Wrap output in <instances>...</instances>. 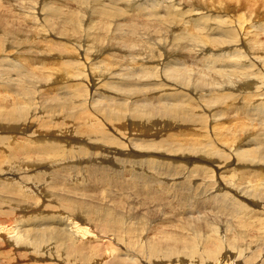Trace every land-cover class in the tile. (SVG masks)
<instances>
[{
	"label": "rangeland",
	"instance_id": "obj_1",
	"mask_svg": "<svg viewBox=\"0 0 264 264\" xmlns=\"http://www.w3.org/2000/svg\"><path fill=\"white\" fill-rule=\"evenodd\" d=\"M6 1L7 2L5 3V0H0V5L2 4L5 6L3 8H1V6H0V12H2L1 14L2 15L4 14L5 16H8V17L11 16L10 18H12L13 20H15L14 18L16 17L17 18L16 20L20 21L21 26H23L24 24H27V25H24V28L23 27H20V28L26 30V29H28L26 26H28L29 24H31L30 26H32V25L36 26L38 29H39V27L43 28L44 26L49 29V26H50L49 30H44V32L42 33V35H46L48 33L47 41L45 40V37L43 39L42 36L40 35L37 39H35L33 37L32 40L30 39L27 42V44H29V45L32 44V49L26 48V49H23V52L28 55L31 63L29 65L25 66L23 68V70H21V69L17 70V68H15V69L10 68V67H8V65L6 68V65L0 64L1 65L0 66V70H1L0 73H2L0 75V81H2L4 84H8L9 86L10 85L20 86V87L23 86L22 87L23 89L20 88V89H22V90H20V93L23 92V95L21 93V94H19L20 96H16L18 102L22 106H25V105L30 106L31 105L30 108H34V111L37 108V111H36L37 115L34 113V115H36V117L31 116V120H30V117L29 118H23L22 120H20L22 122H26L28 120V121H30V123H32L34 125V127H32L29 130L23 129L21 131H24V132L29 131L28 133H31L33 131V129H38L40 132L36 133L37 135L36 136L34 135L33 136L34 138H37V136L39 137V135L43 137V135L45 134L44 131L49 132V133L52 132L53 134H51V135L53 136V138L59 136L58 137L59 139L61 137L66 138L67 134H70V133L77 134L76 139L72 137L73 139H65V141L62 140V142L63 143L65 142L66 145L63 143L57 144V146L55 148L51 149L50 151H48L46 153V156L42 155V153L40 152L39 149H35V151L29 152V155L27 154L28 152L27 153L24 152L25 153L24 154L23 151H21L22 153L20 152L21 154L19 156L13 158V156L9 152V150L5 146L0 145L1 146L0 147V154H1L0 158L2 159V161L4 159H6L7 156L10 155L9 157H7V158H9L8 159L9 161L7 159L4 160V163L2 161H0V162H2V163H0V167H1L0 169L1 170L7 168L8 171H11V168L15 169V164L17 166H19L20 164H22L24 162L25 163L34 162V161L37 162L32 166V169L34 170L33 174H26L25 171L23 172V174H25V176H24V190H25L26 196L27 197L32 196V193H34V191L32 189V185L35 181H39L44 185L45 191L46 192L49 191V193L53 192L52 182H53L54 187L63 188L65 190H67V194H65V195L60 194V193H56V191H55V193H53L59 197V201H58V205H57V208H59V209L65 208L66 199H72V200H80V199L83 200L84 199V200H87L89 203L94 204V205H101V206L102 205L103 206L108 205L107 207L114 208V209H116V211H118V209L116 207H114V204L116 203L115 204V206H116L118 204V202H117L118 200L124 199V201H128V199H129V201H132V202H133V200H136L137 202H139V200L141 202L142 201L146 202V200H147V202H150V203H147V205H146L147 207L149 205L151 208L156 209V211L159 214L167 213V215H164L166 220H164L163 216H161V217L154 216V220L149 224L151 229L157 228L156 225H164V226L165 225H174V224H170L168 221H172L173 223H177V224L180 222L183 224L185 222L184 220L191 219V218L200 219L199 221L193 222V223L200 222L202 224L201 226L203 227V229L208 227V224H206V222H208V221H213V223H215L214 226L217 225L220 227V230L218 229V231H219L218 234H220V236H222V238L224 237L223 239L225 240V242H226L225 245L227 247H223L222 249H220L219 250L220 253H218V251L215 253L216 258L220 257V258H218L217 261L215 259L213 260L211 257H209L208 260L210 258L211 259L209 261L207 260L208 261L207 264H224L227 261H229L228 259H230V261L232 262L231 264H233V262H238L240 260H241V262H244L245 259H243V258H245L247 256V253H249L250 255L254 254L257 256V257H255L253 255L252 259L250 260L251 262L253 261V264H258L259 261L262 262L264 260V239H263V241L259 242L258 246L256 247L260 251V256H258L257 255L258 253H254V251H251L249 249L248 250H242V249H246L247 247L246 248L241 247V248H239L240 250H235V249H237V248H235L236 246L235 245H229L225 239V237H226L225 235H230L228 233L227 228L231 227L230 225H235L237 227V229L240 228L241 230H243V232H245L249 235H251L253 233L254 234L260 233V234H262V236L264 238V144H263L264 143V138H263L264 137V114H263L264 108H258L256 110H253L252 113H249L247 115L249 117L242 116V117H239V120H238V117H236V114L238 113L240 107L241 106L243 107L244 104L245 105H246V103L249 104L250 102L255 101V100H257L258 102L261 101L258 98L259 96L255 95V93L260 92L259 90L257 92H255L256 89L264 90V88H263L264 87V72L256 69L255 64L251 63L252 60H253V62L255 60H258V62L261 63L260 64L261 66L264 63V61L262 60V57L257 58L258 54H260L264 51V34L261 33V32H264V0H259V1L258 0H244V1L240 0V2H238V0H228V1L223 0L222 3L220 1L219 5L221 6L224 4V7H225L224 11H226L228 14H224L223 11H220L221 15H219V16H223L225 19L223 18L224 19L223 21L217 22V23L212 22V20H208V21L212 22V23H209L211 25L206 24L205 22H207V21L203 22L206 25H209L210 28L212 26V28H214V29H212V31L214 30L215 32H212L211 29L209 28L211 31L209 33V31H208L209 29L208 28H207L208 30L206 29V25L204 26L202 21L201 22L195 21L197 24L200 25V27L197 25L198 27H195V29L196 28H198V29L200 28L201 30L204 29L205 30V36H207L209 34L210 35L209 37H211L213 39L212 45L214 47H215L214 40H221L222 41L224 39H227V40H229V42L230 41H232V42L238 41L239 42L240 38L243 37V34L248 32V35H249L248 46H249V49H250V52L252 55L247 56L246 50H244V51L242 50V52L239 51V54H238L239 56H243L242 54L247 56L248 61H247V59H245L247 62L242 59L243 61L246 62V64L241 62V57H239V58L234 57V58L229 59L228 61H224L221 63L213 61V63L211 65L209 63H206L204 60H207V59H204V58L212 56V55H214V53L218 54L220 52V50L214 49V48L212 49L211 47L200 48L203 45H202L201 40L199 38H198V40H196L198 42H196L194 45H192L190 43V47L187 48L186 50L182 51L183 55L181 52H179L178 53L179 55H178L176 53H172L171 51H168L167 49H166L167 51H165L164 49H160V48H162V46L160 47V45H163L164 42L157 40V38H158L157 36H158V34L159 35H161V34L166 35V33L163 30L166 26H167L166 28L170 29V31H168L170 34H167L168 37L170 35L169 39L174 40V38H176V36H174V32L172 30H174L173 28H176V27L180 28V26H181L180 25L181 23L179 21V20H181V17L180 16L178 17L176 15H178L179 11H180V10L178 11V8L185 7L184 1L179 2V0H170V1L169 0L168 1L167 0H161L163 2V7L157 6L158 7V9H157V7H154V5H152V7H150L151 5H149L148 9H146V11L147 12H153V13H145L144 12L145 10H143L142 14L136 13V11L134 12L132 10V9L136 8V5H138V3L134 4L138 0H122V1L121 0H6ZM149 1H152V0H149ZM66 2H67V4H66ZM173 2L176 5H177V3L179 4V5H177L178 8L176 9V7H175L173 9H171V13H167V9L170 10V5H172ZM216 4L214 6L216 9L214 8L213 10L212 9L208 10V8H207V11H206V10H204L206 7L205 8L202 7V11L203 12L206 11V13L212 12V14H215L216 11L218 10V6ZM64 6L65 7L67 6L66 10H64L65 9ZM119 6H120V8H119ZM122 6H124V7L121 8ZM168 6H169V8H168ZM166 7H167V9H165ZM171 7H173V5ZM125 8H127V9H125ZM121 9L122 10L124 9V10L121 12L120 11ZM156 9L159 12L155 11ZM162 9L164 12L162 11ZM1 10H4L5 12L7 11L8 13L6 12L7 13L6 14L4 11H1ZM33 11H35V12H33ZM62 11H64V13H62ZM154 11H155V15H153ZM54 12L57 15H54ZM35 13H37V15ZM229 13L230 14L232 13V14L229 15ZM32 14L37 16V18H35V17L32 18ZM63 14H65V15H63ZM130 14H131V16H130ZM138 14L140 16H138ZM164 14H165V18H164ZM169 14H171L170 17L174 16L177 18L175 22L171 23L173 18H171V19L169 18L171 20L170 23H166L167 21L169 22V19H167L169 17L168 16ZM193 14L194 13H192V14L190 13V16H192ZM29 15L32 19H30V21H27L26 18L29 19L30 17H27ZM62 15H63V17H62ZM132 15H133V19L137 20V21L135 20L136 23L130 18V17H132ZM227 15L229 17L226 18L225 16H227ZM134 16H135V18H134ZM145 16H147V17L150 16V17L147 18ZM235 16L237 17V19L234 18ZM139 17H141V18H139ZM161 17L164 19L161 20ZM195 17H197V15H195ZM47 18L48 19L52 18L51 20L55 19L56 20V21L54 20L55 24L56 23L62 24V22H63V24L61 26H62L64 34L61 38L54 36L57 34H56V32H54V27H51L53 24L51 23L52 25H50L47 23V20H48ZM72 18H74V19H72ZM213 18H217V16H214ZM240 19L243 20V24H244L243 26L244 27L242 25L240 26V24H239ZM59 20H61V21H59ZM225 20L227 22H225ZM228 20H229V22H228ZM244 21H246V22H244ZM14 22H16V21H14ZM39 22H40V24H39ZM200 23L205 28L202 29L203 26ZM102 24H105L106 27L103 28ZM150 24H153L154 26H151ZM237 24H238V27H237ZM42 25H44V26H42ZM142 25H144V26H142ZM159 25L160 26L162 25L161 27L162 28L164 27V28L159 31L160 33L158 32L157 34H155L157 32L155 27H157ZM53 26H55V25H53ZM185 26L186 25L183 24L181 27L185 28ZM215 26L217 27V30L219 29V30H226V31H224L223 33L220 34V33H218L220 31L218 30V32H217V30L215 29L216 28ZM121 27H124V28H121ZM130 27H131V29H130ZM143 27H145L146 29ZM136 28H137V30H136ZM143 29H145V30H143ZM198 29H196V32H199V33H195V32H193V33L198 37L200 35L203 36L204 30L198 31ZM233 29H234V31H233ZM28 30L33 32L32 30L35 31V28H31V29L29 28ZM28 30H26V32H29ZM39 30H41V28ZM132 30L135 31L133 37L136 40L139 37V39L141 41H144V43L147 42V46L152 45L151 47H153V49L152 48L151 49L152 50L155 49L154 51H152L153 53H155L154 54L155 57L154 56H148V58H146V55L143 56V55H139V54H134L133 50H131V53L128 52L130 54L129 56H126V55H128V53H126V51L123 50V52H122V50H119L117 48L112 49L109 46L107 49H104V50L102 49V51H100V52H95L97 48L94 44L98 43V42L96 39L90 40V37L94 36L96 34L102 36L104 39L105 36H110V35L114 36V34L116 36V32L119 35H121L122 32H124L123 35H125L127 38H129L131 36H127V33L131 32ZM229 30H232L233 32L229 31ZM241 30H244V32L243 33L239 32ZM259 30H261V32ZM47 31H49V32H47ZM152 33H154L157 37L155 40H153L151 38V37H155V35L154 36L151 35ZM238 33H240V35ZM255 33H261L260 37L255 38V36H254ZM138 34L140 36H138ZM175 34H178V33H175ZM86 35H90V37L86 38ZM221 35H222V37H221ZM224 35H226L225 38L223 37ZM230 35H234L235 37L234 36L230 37ZM74 36H80V38H82V39H80V41H78V40L73 38ZM141 36L143 38H140ZM219 36L221 37V39H218ZM186 38L191 39L190 37H186ZM169 39H168V42L171 41ZM37 40L39 41V44H38L39 47L35 48L33 43H36ZM149 40L152 42L151 44H148ZM119 41H120L119 44L123 45L124 41H121L120 39H119ZM257 41H259L260 44H257L256 43ZM57 42H60V44H58ZM175 42L180 44V43H185L188 41L183 39V38H180L179 41L175 40ZM174 44H176V43H174ZM199 44H200V47H199ZM207 46H209V45H207ZM223 47H216V48H223ZM56 48H58V49H56ZM5 49H8V51H9V45L5 46ZM61 49L63 51L65 50L64 53L66 52L68 54H63V55L61 54V56H57L56 55L57 51H59ZM171 49L175 50L176 47H174L172 45ZM13 50H15L16 52L18 51L20 53V50H18V49H13ZM203 50H205V51L203 52ZM147 52H148L147 54H149V50ZM157 52L158 53L166 52L167 54L164 53V55H165L164 56L161 53L157 57V54H158ZM169 52L172 54H170ZM231 52L235 53V51L230 50L229 53H231ZM106 54H111V56L110 57L109 56L104 57ZM5 55L6 54H2V56H5ZM161 55L164 58V59L161 58L163 63L161 65L160 64L158 65L159 70L161 72H162L161 69H165V67L169 64H172L173 66L176 65L175 66V67H177L176 71L179 70L178 72H180L181 70L186 71V72L187 71L190 72V71H194V70H196V71L201 70V73H198L195 75H190L191 80L195 83H198V86H194V84H192L189 88L182 86L181 84H179L178 79L179 78L183 79V75H182V77L179 75L178 79L172 78V76H171L172 72H173L172 69L166 70V71L162 72L160 76L155 77V75L145 74L142 72L141 69L136 68V66L137 67L139 66L138 64L137 65H130V63H129V62H132V63L136 62V63H140V65H142L141 62L145 61L144 63L150 64L149 61H154L155 59H159ZM180 55H182V57L179 58ZM230 55L232 56V54H230ZM252 56H254V57H252ZM123 57L126 58V59H124L125 61L121 60ZM45 58H47L48 61ZM181 58H183L184 60ZM146 59H147V61H146ZM20 60H21V58L13 57L12 53H10L9 56L6 58L5 62L9 63V64H14V63L19 62ZM36 60H37V62H36ZM60 60L68 61L69 65H70V69L65 71L64 68H60L61 65H59V64H61V62L55 63L56 61H60ZM23 61H24V59H23ZM109 61H112L113 65L116 64L115 66H113V65L111 66V70L108 69L109 66H107V63H104V62H109ZM34 62H35L36 66H32ZM166 62H167V64H166ZM176 62L181 64V65L176 64ZM205 63L207 64V66H205L206 65ZM235 64H239L243 68L238 69L235 66H232ZM55 65L60 69H51L50 68V67H53ZM47 66H48V68H47ZM11 70H13V71L9 72ZM62 70H64L65 72H68L65 74V77L68 78V81L67 80L62 81L61 78L59 77V78H53L54 79L53 84H50V82L48 81L47 85L46 84L43 85V84L39 83L38 87L34 86V84L36 83V79H39V76L41 74H45L48 72L56 73V71L61 72ZM33 71H34V73H33ZM90 71H93V74H95V75H100L101 73H103V76L100 77L101 81H96L95 78L92 77L93 74L92 73L89 74ZM134 71L137 72L136 73L137 75L133 74V73H135ZM28 72H30V73H28ZM106 72H108V74L105 76L104 73H106ZM235 72H237V73L235 74ZM139 73H140V75H138ZM113 74H117V75L119 74L118 79L123 80L125 82L118 83L116 80H112V79L108 78L109 75H113ZM179 74H181V73H179ZM142 77L144 79H141ZM70 78H72V79H70ZM108 79H110V80H108ZM132 79H133V81H131ZM139 79H140V81H139ZM149 79H151V80L149 81ZM230 79H231V81H230ZM31 80H34V83ZM83 80H85L86 85H84V83L82 82ZM88 80L92 84L93 87L91 86V84L87 85ZM159 80L163 81V84L158 82ZM165 80H167V81H165ZM2 82H0V83H2ZM102 82L105 83L103 86L106 89L110 90L111 96L103 98V102L97 108H92V109H88V110H86L87 109L86 106H84L83 108L79 107V109H81V110L76 108L77 111H80L79 113H77L74 106L70 104V102L72 103V100L75 98L73 96L71 89L74 88L73 90H76V91H74L75 93H82L83 97H85L86 93H87V96H89V95L93 96V94L95 92L98 93L101 90L99 87L101 86L100 84ZM109 82H111V83L109 84ZM55 83L58 86H56ZM74 83H77V85H74L72 87V84H74ZM230 83H232V86L229 85ZM37 84H38V82H37ZM48 84L53 85V86H49ZM225 85L228 86V90L223 89ZM248 86H250L252 88L251 91L246 90V88ZM54 87H59L62 90L56 89L54 91L49 92L48 89H53ZM27 88H31L32 92L34 90L35 91L33 93H31L30 89L28 90ZM221 89L223 90L222 93L216 92L217 90H221ZM25 90H27V91L24 92ZM43 90L48 91V92H43ZM245 90L249 91V92H246ZM13 91L14 90L11 89L9 94H8V97L2 102L1 112H4L6 110H10V105H9L8 100L11 97ZM28 91H30V92H28ZM91 92H92V94H91ZM166 92L171 93V94L173 93L174 95L177 96L176 101L178 102V104L176 103L177 105L174 106L175 111L182 112V113L190 116L188 118L194 119V120L193 119L188 120L187 121L188 125L187 124L181 125V123H180V125H177V123L175 121H172V120L171 121L167 120L165 123V121L163 122V119L165 120V118L160 117L158 119H160L162 121H159L158 119H156L159 122H157L156 120L154 121V123H144L143 122L142 127H138V128L133 130V128L131 126L132 124L130 123V121H128L129 122L127 125L128 127L125 128L127 133H125V135H123L119 130H115L117 128L114 129V125L112 123L110 125L104 118H102L98 115L99 108H101L102 106H109V105L115 106V107H130V108H134V111H136V110H137V112L142 111V113H146V112L148 113L149 110L156 111L158 113L160 111V109L165 104H167L168 102L170 103V101H171L165 95ZM179 92H184V95L185 94L192 95V96L195 95V98H196V95H205V94L208 95L209 94L208 95L209 98L213 101L210 105H211V107L215 108V110H216L215 114H217L215 119L216 120H219V119L222 120L223 119V121H226V124L229 127V129L228 128L224 129L222 127H218L217 129L210 132L209 128L211 129L213 127L212 124H214V123L204 122L203 118L199 119L196 116L198 114L194 115L193 113H190L189 112L190 109L186 108V107H187V105L194 106L193 102L195 99H193L192 102H191V100H189L190 104L187 102H183V101H186V99H190L191 97H184ZM28 93L30 95V96L28 95L29 97L27 96ZM88 93H89V95H88ZM216 94H217V96H216ZM219 94L221 95V97H218ZM251 94L253 95V97H251L252 96ZM228 95H231L232 97L230 99L226 98V96H228ZM236 97L239 98L238 102H233ZM254 97L257 99H254ZM96 98L101 99V96L99 95ZM182 98H184V99L182 100ZM197 99H198V97H197ZM229 100H230V102H229ZM40 101H42V102H40ZM75 102H77V101H75ZM203 103L204 104H202V106H200L199 109H201V107H202L203 109H205V111L211 112L212 110H207V109H209L208 104H205V102H203ZM234 103H239V105H238L239 107L235 106ZM240 103H241V105H240ZM40 104H41V106H40ZM35 105H37L38 107ZM254 105L257 106L256 104H254ZM28 106H27V108L29 109ZM242 107H241V109H242ZM246 107L252 108L249 106H244L243 109L244 110L247 109ZM135 108H136V110H135ZM197 109H198V107H197ZM199 109H198V111H199ZM236 110H237V112H236ZM113 111H114V107H110V108L106 109L107 113H112ZM43 113H44V115H43ZM130 113L134 114L133 110L130 111L128 114H130ZM157 113H150L149 112V116H151L153 114H157ZM201 113H204V111L201 110ZM39 114L41 116H38ZM131 114L128 115L129 118L132 117ZM210 116H212V114ZM210 116H208V117L210 118ZM258 116H263V117H258ZM241 118H242V120H244L243 124L247 122V123H249L250 126L256 125L259 129L257 128L255 130V132L245 133L243 131V128L240 127L239 125H237L238 123L241 124V122H242ZM254 118L255 119L257 118V120H254ZM108 119L110 121H112L113 123H116L121 118H119L116 115H111L108 117ZM235 119L237 121H235ZM12 122L14 123V125H17L19 123V120H14ZM99 123L104 125V127L106 128V132L103 135H100L98 137L93 136V134L90 135L89 131L86 129V126L92 125V124H99ZM184 125H185V127H184ZM20 126H21V128L23 127L22 125H20ZM180 126H182V127H180ZM190 126H192V127L190 128ZM115 127H117V126H115ZM150 127L151 128L154 127V128H152L153 130ZM107 128L110 130H108ZM157 128H159V129H157ZM111 129H114V130H111ZM5 130H8V129H5ZM132 130H133V132H131ZM156 131H157V133H156ZM164 131H165V133H164ZM208 131L210 133H207ZM203 132L204 133L206 132L207 136L200 138V136ZM54 133H56L57 135H55ZM0 134H5V135H0V136H5V137L10 135L9 138H11L13 135V134L11 135L10 132H8V131H2V130H0ZM16 134L18 136H20L22 134V137H25L26 133L18 132ZM149 134H152V136H150ZM254 134H256L260 137L263 136V137H261L263 139V141L260 144L255 140L249 141V139H251ZM51 135H48V137H51ZM153 135H154V137H153ZM193 137L199 138V139L191 141V138H193ZM235 137L239 138L240 141L239 140L237 141L236 139H234ZM20 140H22V139H20ZM162 140H173V141H176L178 143H182L183 147L181 150H179V149H176L177 147H180V145L179 146L176 145L177 143L176 144L174 143L172 145L165 143L166 145H164V143L161 142ZM186 141L187 142L190 141V142L186 143ZM81 142L83 143V145H84V143H86V145L88 144L89 149L79 150V144ZM53 144H55V143H53ZM99 146H103V147H99ZM2 147H3V149H2ZM96 147H97V150L95 149ZM186 147H189L190 149H187ZM160 148L161 149L163 148V149L161 150ZM183 149H185V150H183ZM2 150L4 152H2ZM152 150H153V152H152ZM5 152H7V153H5ZM155 152H160V153L155 155ZM97 153H98V155H97ZM162 153H167V156H169L168 159H172V158L181 159L179 157H184L185 159H188L189 161L196 159V160L202 162L203 166H202L201 173L203 175H198L197 176L198 180H191V181H193V183H195V184H193V183L191 184V185H193L191 187V190H193L195 187H197L198 189H201L203 192L199 193L198 195L196 193L194 196H191V195L187 196L186 198L181 197L180 195H177L176 193L172 192V191H174V190H172V188H173L172 185H174L176 183L183 182L185 176L191 174L189 167L185 168V169L184 168L183 169L178 168L179 171L176 168L175 173L170 175L168 178L163 177V179H165V184L171 185V186H169V187H171V189L169 188V190L171 191V194L170 195L167 194L165 199H167L169 196V198H168L169 201L166 200V203L164 202L163 197L162 198L159 197L158 199L154 198V197H150V196L147 197V195L142 193V191H141L148 186H149V188H152V189L160 188V186L161 187L163 186V184L160 182L156 183L157 185H155V183L150 184L152 186H150L149 184H147L148 185L147 186L146 184L143 183L141 185L143 188L140 189L138 186L137 191H136V189L135 190L130 189L131 191L129 189L125 190L126 188L120 187V186H123V183L127 184L128 182H131L132 184L134 182H137V184L141 183L143 179H146L148 177L144 173H146L148 175L150 174L149 176L153 180H157L159 175L157 176L151 172H145L143 168L139 167V163H141L140 161L145 160L149 157H155V156L161 157L163 155ZM31 154L34 155V157ZM122 154L124 156H122ZM96 155L99 157L96 158ZM2 157H4V158H2ZM38 157H40V158H38ZM44 157L46 158V160ZM126 157H128V158H126ZM19 158H21V159H19ZM89 158H92V159L94 158V159L89 160ZM7 162H9L10 164ZM47 162H52V164L48 165ZM181 162H184V161H181ZM187 163H188V161H187ZM3 164L4 165L7 164V165L4 166ZM171 164L172 163H168V165H170V168L165 167V168H168L167 172H171L174 170L175 166L172 167ZM237 164H239V166H242V168L240 169V171L237 172L238 175L233 176L235 178V181H234L235 183L230 182L232 180H230V181L225 180V179H227V177H229L230 174L233 173L234 167ZM2 165L4 168L2 167ZM140 166L143 167L141 164H140ZM189 166H191V164ZM57 167H59L61 169V173H56ZM86 167H94V169L100 168L101 169L100 171H103V169H104L107 171V173H106L107 175L103 172L88 170V169H86ZM109 169H115V171L113 172L114 174L110 175L109 171H111V170H109ZM119 169L121 171H118ZM160 169H163V167L161 166ZM95 172L97 173V176H95ZM116 172H118V174H120V175H118ZM176 172H178V173H176ZM131 173H134V176H131L132 175ZM212 173L214 174V176L211 177L210 182H212L214 184V187L209 188L208 186H205V184L210 180L208 177ZM21 174H19L18 177ZM217 174H219V175H217ZM101 175L103 176L102 180L99 179V177ZM164 175H168V173L164 174ZM13 176L17 177V174L8 175L5 178L13 177ZM222 176H226V177L221 178ZM236 176H239V177H236ZM58 177L61 178L63 182H58L57 181ZM200 184H202V185L200 186ZM143 185L144 186L146 185V186L144 187ZM252 188H255V189L253 190ZM133 191H135V192H133ZM62 193H64V192L62 191ZM90 193L94 196L92 197V195ZM134 193H136V195ZM137 193L139 195H137ZM1 194H3L4 196H8V197L10 196L9 194L3 193V192ZM140 194H142V195L144 194L143 196H145V198L142 197V195H140ZM212 194H213V196H212ZM70 195H73V196H70ZM106 195H111L114 198H117V200L116 201L113 200V201H115V203L112 201H108L110 199ZM199 195L201 197H199ZM15 196H16V198H14ZM99 196H101V197H99ZM10 197L18 200L19 202L23 201L26 198V197H23V196H20L17 194L12 195V193H11ZM209 197L211 200L209 199ZM215 197L219 198V203L221 205H223L227 208L239 210V212L244 214V216H245V218H247V220H243L242 219L243 216H242V218L240 217L241 219L239 217H237L238 218L237 219L236 214L233 215L232 213H230L224 209H220L217 205V202H215L216 201ZM96 198H98V199H96ZM103 198H105V200ZM179 198H181L183 200L180 201ZM36 199L41 205H44V203L46 201L45 196H42V195H37ZM93 199L94 200L96 199L98 201L101 199L103 201L100 202V204H99V203H97L98 201H94ZM25 201H28L26 203H28L29 205L26 206L24 204L22 206H19L18 210L20 213L13 214L12 216H10L11 219L9 218L10 221L6 222L7 227L4 229H9L8 227H10V228H12V230H10V229L9 230L11 232L12 231L15 232L16 235L20 234L23 230L25 231L26 229H31V231L29 232V235H38V234H41L42 232H44L47 236V239L45 240V244L50 243V245H52L51 248L56 249L57 247H60L62 250L59 253H56L55 255H49L48 256V255H45L41 252L36 251L34 248H27V250L22 249V251H20L19 248L18 249H11L12 246L7 245L5 243V241H3V240H0V256L3 257L4 259H6V261H7L6 264H21V260L19 259L18 255L21 253H26V252L29 255H31L32 257L39 259V260H47V259H51V258H56V259L61 260L64 263H72V262L67 261V259L70 258L72 253H78V256H77L78 259L81 257L88 259L95 252V251H93L92 248L89 247L92 243H89L85 239L88 236L95 239V241H93L94 243H102L105 246L110 245L107 238L101 236L102 234H107L109 232L110 228L108 226L102 225V224H97V223H92L91 225H88L86 222L79 221V219H78L79 226L84 228V229H88L89 234H88V236L84 235L82 237L83 241L74 242V241L68 240L63 235V231H64L63 229L65 227H69L67 220L64 218V217H66L64 210L54 211L53 213L48 212V211H44V210L39 211L40 210V204L38 202H36L35 200L34 201L29 200V199L24 200V202ZM106 201H108V203ZM158 201H159V203H158ZM160 201L163 202L164 204L163 203L160 204ZM211 201H212V203H211ZM110 202H111V204H110ZM167 202H168V205H166ZM204 203H206V204H204ZM214 203L217 206H215ZM240 204L242 205V208L239 209L237 206H239ZM128 205L129 204H126L125 208ZM157 207H159V208H157ZM140 213H143V212H140ZM53 215L55 217L57 216L56 218L58 220H60V219H63V220L65 219V220L64 221H54L52 219ZM13 219H15V220H13ZM25 219H27V221ZM127 219H128V221L132 220V218H130V217ZM178 219H179V222H178ZM241 220L244 221L243 224L241 223ZM253 220H261V222H257V224H253V223H251V222H253ZM13 221H14V223H13ZM22 221H24L23 224H22ZM78 221L76 219H74V222H78ZM237 222H240V223H237ZM258 223H261L262 225L259 226ZM228 224H230V225H228ZM135 225L136 224L131 223L129 226L133 227ZM164 226H162V227H164ZM241 226H243V227L241 228ZM251 226L252 227L254 226V227L251 228ZM175 227H178V226L177 225L173 226V228H175ZM14 229H16V230H14ZM224 229H226V230H224ZM255 229H257V230H255ZM10 231L7 232L8 238L13 237L15 234V233L11 234ZM245 241L250 242L247 239ZM241 242H242V240H241ZM75 243H77L76 248H72ZM242 243H244V242H242ZM124 244H127V242ZM33 246L37 247L36 244H34ZM113 246H114V254L113 255L115 258V264H129V262L132 259L136 258V257H134L132 251L128 250L125 246L124 247L126 250H121V246H118V245H113ZM221 251H223L222 254H221ZM219 254H221V256ZM195 257H196V259L198 258L197 255ZM149 258L145 257L146 260L153 261L151 257H149ZM186 262H189V261L187 260ZM203 262H200V263L204 264ZM23 264H25V263H23Z\"/></svg>",
	"mask_w": 264,
	"mask_h": 264
},
{
	"label": "bare ground",
	"instance_id": "obj_2",
	"mask_svg": "<svg viewBox=\"0 0 264 264\" xmlns=\"http://www.w3.org/2000/svg\"><path fill=\"white\" fill-rule=\"evenodd\" d=\"M122 1V0H121ZM168 1V0H167ZM170 1V0H169ZM180 1H184V4H185V7L183 8H178L177 5H179L177 3L174 4V2L172 3L173 7H171L172 5H170V10L167 9V7L165 9H167V13H171V9L175 8L176 9L178 8V11H179V14L176 15V16H180L181 17V20L180 21V25L182 26L183 24H185V28H182L180 26L179 27H176V28H173L174 30H172L174 32V36H176V38H174V40H171L169 39V37L167 36V34H170L168 31H170L169 28H162L160 25L155 27L157 32L155 34H157L160 30H164V32L166 33V35H159L158 34V38L156 37V35L154 33H152L151 35L155 37H151L153 40H155L157 38V40L161 41V42H164L163 45H160V47L162 46V48L160 49H164L165 51H171L172 53H176L178 54L179 52L182 53L183 55V52L184 50H186L187 48L190 47V43L192 45H194L196 42V40H198V38L201 40V43L203 46L200 47V44H199V47L200 48H206V47H211L212 49H218L220 50V52L218 54H215L212 55V56H209L207 58H204V59H207V60H204L206 63H209L210 65L213 63V61L215 62H218V63H221V62H224V61H228L229 59L231 58H234V57H241V62L242 63H245L248 61V58L247 56H250L252 55L251 52H250V49H249V46H248V42H249V35H248V32L244 33L243 34V37L240 38L239 42L236 41V42H232L227 39H224V40H214V45L215 47L212 45L213 43V39L211 37H209L210 35L208 34L207 36H205V30L203 28H205L204 26L206 24H209V23H212V22H221L223 21L225 18L223 16H219L221 15V12L220 11H223L224 14H228L226 11H224L225 7H224V4L223 5H219V2L221 1V3L223 2V0H179ZM226 1V0H224ZM228 1V0H227ZM244 1V0H242ZM259 1V0H258ZM2 2V1H1ZM7 1L5 0V3ZM105 2V1H104ZM116 2V1H115ZM165 2V1H164ZM218 2V3H217ZM230 2V1H229ZM238 2H240V0H238ZM247 2V1H246ZM4 3V4H5ZM114 3V2H113ZM117 3V2H116ZM136 5V8L135 9H131L136 13H141L143 12V10H145L144 12L145 13H153V12H147L146 9H148V6L151 5L150 7H152V5H154V7H157V6H162L163 7V2L161 0H152V1H149V0H138L137 2H135L134 4H137ZM217 3V4H216ZM234 3V2H233ZM67 4V2H66ZM215 4L218 6V10L216 11L215 14H212L211 13H206L207 11V8L208 10L209 9H214L215 7ZM247 4V3H246ZM260 4V3H259ZM1 8L5 7L4 5H0ZM118 6V5H117ZM129 6V5H128ZM135 6V5H134ZM30 7V6H29ZM124 6H122L121 8H123ZM153 7V8H154ZM202 7H206L204 10L206 11H202ZM236 7V6H235ZM63 8V7H62ZM64 10H66L67 6L65 7L64 6ZM118 8V7H117ZM120 8V6H119ZM128 8V7H127ZM125 8V9H127ZM161 8V7H160ZM169 8V6H168ZM252 8V7H251ZM59 9V8H58ZM61 9V8H60ZM158 9V7H157ZM155 10V11H158V10ZM190 9V10H189ZM216 9V8H215ZM235 9V8H234ZM62 10V9H61ZM69 10V9H68ZM85 10V9H84ZM124 10V9H123ZM122 9L120 10L121 12L123 11ZM189 10V11H188ZM256 10V9H255ZM1 11H4V10H1ZM12 11V10H11ZM32 11V10H31ZM155 11H154V14L155 15ZM163 11V9H162ZM174 11V10H173ZM231 11V10H230ZM229 11V12H230ZM5 12V11H4ZM7 12V11H6ZM5 12V13H6ZM26 12V11H25ZM35 12V11H33ZM159 12V11H158ZM164 12V11H163ZM222 12V13H223ZM241 12V11H240ZM2 12H0V64H4L6 65V68H7V65L8 67L10 68H17V70H23V68L27 65H29L31 62L29 60V57L27 54H25L23 52V49H26V48H31L32 49V44H27V42L32 38L34 37L35 39H37L40 35L42 36V38L44 39L45 37V40L47 41V36H48V33L46 35H42V33L44 32V30H49L50 29V26H49V29L46 28L44 25L43 28L42 27H39V29L41 28V30H39L36 26H30L31 24H29L28 26H26L28 29L30 28H35V31L32 30L33 32L29 31V32H26V30L20 28V27H23L24 28V25H27V24H24L23 26H21L20 24V21L16 20L17 18L13 17L15 20H13L12 18L8 17V16H5L4 14L2 15L1 14ZM8 13V12H7ZM6 13V14H7ZM62 13H64V11H62ZM132 13V12H131ZM157 13V12H156ZM166 13V12H165ZM190 13H194L192 16H190ZM37 15V13H35ZM163 14V13H162ZM212 14V15H211ZM232 14V13H231ZM229 13V15H231ZM241 14V13H240ZM10 15V14H9ZM54 15H57L55 14L54 12ZM65 15V14H63ZM62 15V17H63ZM74 15V14H73ZM161 15V14H160ZM171 14H169L168 18L167 19H171L173 18L172 22H175L176 21V17H170ZM195 15H197V17H195ZM199 15V16H198ZM243 15V14H242ZM131 16V14H130ZM138 16H140L138 14ZM142 16V15H141ZM144 16V15H143ZM214 16H217V18H213ZM237 16V15H236ZM234 17L237 19V17ZM27 17H30L27 16ZM37 18V16H35L34 14H32V18ZM43 17V16H42ZM56 17V16H55ZM67 17V16H66ZM116 17V16H115ZM147 17V16H145ZM150 16H148L147 18H149ZM167 17V16H166ZM226 18L229 17L228 15L225 16ZM240 17V16H239ZM31 17L28 19L26 18L27 21H30V19H32ZM45 18V17H44ZM117 18V17H116ZM134 22L136 19H133V15L132 17H130ZM135 18V16H134ZM137 18V17H136ZM141 18V17H139ZM164 18H165V14H164ZM161 17V20L164 19ZM224 18V19H223ZM21 19V18H20ZM23 19V18H22ZM48 19V18H47ZM52 19V18H51ZM51 19H48L47 20V23L50 24V25H55V26H51V27H54V32H56L57 35H54L56 37H62L64 32H63V29H62V24L60 23H56L55 24V21L54 20H51ZM61 19V18H60ZM74 19V18H72ZM130 19V20H131ZM169 19V22L167 21L166 23H170V20ZM243 19V18H242ZM240 19V26L244 25L243 24V20ZM40 20V19H39ZM208 20H212V22L208 21ZM239 20V19H238ZM16 21V22H14ZM33 21V20H32ZM43 21V20H42ZM61 21V20H59ZM132 21V22H133ZM137 21V20H136ZM178 21V22H179ZM195 21H198V22H201L202 23L204 21H207L205 23H203V27L202 29L204 30V35H200L199 37L196 36L193 32L195 33H199V32H196V28L195 27H200L199 24H197ZM247 21V20H246ZM244 21V22H246ZM252 21V20H251ZM22 22V21H21ZM26 22V21H25ZM54 22V23H53ZM225 22H227L225 20ZM229 22V20H228ZM232 22V21H231ZM52 23V24H51ZM136 23V22H135ZM256 23V22H255ZM40 24V22H39ZM43 24V23H42ZM47 24V25H48ZM138 24V23H137ZM215 24V23H214ZM213 24V25H214ZM227 24V23H226ZM225 24V25H226ZM69 25V24H68ZM135 25V24H134ZM151 26H154L153 24H150ZM149 25V26H150ZM170 25V24H169ZM198 25V26H197ZM211 25V24H209ZM209 25H206V29L210 28ZM120 26V25H119ZM133 26V25H132ZM144 26V25H142ZM146 26V25H145ZM25 27V28H26ZM102 27L105 28L106 25L105 24H102ZM134 27V26H133ZM140 27V26H139ZM216 27V26H215ZM237 27H238V24H237ZM244 27V26H243ZM121 28H124V27H121ZM145 28V27H143ZM263 28V27H262ZM120 29V28H119ZM118 29V30H119ZM131 29V27H130ZM139 29V28H138ZM146 29V28H145ZM143 29V30H145ZM207 29V30H208ZM211 31L212 29V26H211ZM210 29L208 30L209 33L211 32ZM217 30V27L215 28ZM222 29V28H221ZM242 29V28H241ZM134 30V29H133ZM131 31V32H128L127 33V36H131L129 38H127L125 35H123L124 32H122L121 35L117 34L116 32V36L114 34V36L110 35V36H105L104 39L102 36L100 35H94V36H91L90 35H86V38L90 37V40L91 39H96L98 43H95L94 45L96 46V51L95 52H100L102 51V49H107L108 46L112 49H119V50H123L126 51V53L130 52L131 53V50L134 51V54H139V55H146V58H148V56H154L155 57V53H153L152 50L153 47H150L147 46V42L144 43V41H141L138 37V39L136 40L133 35H134V32L135 31ZM137 30V28H136ZM168 32H166V31ZM201 30L200 28L198 29V31ZM201 30V31H203ZM219 30V29H218ZM217 30V32H218ZM262 30V29H261ZM261 30H259L261 32ZM52 31V30H51ZM139 31V30H138ZM137 31V32H138ZM207 31V32H208ZM220 32L218 33H223L224 31L226 30H219ZM229 31H232V30H229ZM234 31V29H233ZM232 31V32H233ZM49 32V31H47ZM212 32H215L214 30ZM216 32V33H217ZM236 32V31H235ZM239 32H244V30H241ZM46 33V32H45ZM113 33V32H112ZM160 33V32H159ZM175 33H178V34H175ZM217 33V34H218ZM264 34V32H261ZM261 33H255L254 36L255 38H259L260 37V34ZM237 34V33H236ZM240 35V33H238ZM51 35V34H50ZM214 35V34H213ZM216 35V34H215ZM52 36V35H51ZM138 36H140L138 34ZM143 36V35H142ZM140 37V38H143V37ZM185 36V37H184ZM218 36V35H217ZM234 35H230V37H232ZM186 37H190L191 39H188ZM222 37V35H221ZM221 37L219 36L218 39H221ZM224 38L226 37V35L223 36ZM235 37V36H234ZM74 39L80 41V36H74L73 37ZM180 38H183L185 40H187L188 42H185V43H180L178 44L177 42H175V40L179 41ZM211 38V39H210ZM119 39L121 41H124L123 45L119 44ZM168 39L171 40L170 42H168ZM217 39V38H216ZM152 40V41H153ZM156 40V41H157ZM163 40V41H162ZM158 42V41H157ZM56 43V42H55ZM58 44H60V42H57ZM152 42L149 40L148 41V44H151ZM176 43V44H174ZM211 43V44H210ZM257 44H260L259 41L256 42ZM35 48H38L39 47V41L37 40L36 43H33ZM67 44V43H66ZM106 44V45H105ZM157 44V43H156ZM155 44V45H156ZM9 45V51L8 49H5V46ZM130 45V46H129ZM172 45L174 47H176V49H171ZM209 45V46H207ZM224 46V47H223ZM21 47V48H20ZM156 47V46H155ZM216 47H223V48H216ZM123 48V49H122ZM152 48V49H151ZM199 48V49H200ZM13 49H18L20 50V53ZM58 49V48H56ZM167 49V50H166ZM208 49V48H207ZM210 49V48H209ZM149 50V54H147ZM159 50V49H158ZM235 51V53H229V51ZM242 50H246V55L245 56L244 54H242L243 56H239V51L242 52ZM65 51V50H64ZM64 51L61 49L59 51H57L56 55L57 56H61V54H68V53H64ZM205 50H203L204 52ZM201 52V51H200ZM207 52V51H206ZM12 53L13 57H17V58H21V60L17 63H14V64H9V63H6V58L9 56V54ZM158 53V52H157ZM162 53V52H161ZM161 53H158L157 54V57L161 54ZM167 54L166 52H163L162 55ZM170 53V52H169ZM170 53V54H172ZM180 53V54H181ZM2 54H6L5 56H2ZM198 54V53H197ZM205 54V53H204ZM232 54V56L230 55ZM45 55V54H44ZM130 54L128 53V55L126 56H129ZM162 55L160 56L159 59H155L154 61H149L150 64H146L144 62H141L142 65H140V63H132V62H129L130 65H139L138 67L136 66V68L138 69H141L143 73L145 74H149V75H155V77H158L161 75L162 72L166 71V70H171L172 69V78H176L178 79V76L180 75L182 77L183 75V79H178V82L179 84H181L182 86L186 87V88H189L192 84H194V86H198V83H195L191 80L190 78V75H195V74H198V73H201V70L199 71H176V68L175 66H173L172 64H169V65H165V69H161L162 72L159 70V64L161 65L163 62L161 60ZM179 55V54H178ZM182 55L179 56L182 57ZM195 55V54H194ZM70 56V55H69ZM110 57L111 54H106L104 57ZM165 56V55H164ZM185 56V55H184ZM208 56V55H207ZM53 57V56H52ZM134 57V56H133ZM139 57V56H138ZM254 57V56H252ZM262 57V60L264 61V51L260 54H258V57L257 58H261ZM10 58V57H9ZM48 58V57H47ZM45 58V59H47ZM121 58V57H120ZM24 59V61H23ZM126 58H122L121 60H124ZM164 59V58H163ZM183 59V58H181ZM247 59V61H243V60ZM44 60V59H43ZM56 60V59H55ZM143 60V59H142ZM145 60V59H144ZM180 60V59H179ZM184 60V59H183ZM182 60V61H183ZM188 60V59H187ZM251 60V59H250ZM260 60V59H259ZM48 61V59H47ZM125 61V60H124ZM147 61V59H146ZM200 61V60H199ZM37 62V60H36ZM43 62V61H42ZM60 63L59 65L60 68H64L65 71L66 70H69L70 69V65H69V62L68 61H64V60H60V61H56L55 63ZM127 62V61H126ZM180 62V61H179ZM187 62V61H186ZM104 63H107V66L109 70H111V66L113 65L112 61H109V62H104ZM169 63V62H168ZM205 63V64H206ZM251 63L255 64L256 66V69L264 72V63L262 64V66L260 65L261 63L258 62V60H255L253 62V60L251 61ZM250 63V64H251ZM259 63V64H258ZM45 64V63H44ZM51 64V63H50ZM53 64V63H52ZM115 64V63H114ZM118 64V63H117ZM144 64V65H143ZM167 64V62H166ZM176 64L178 65H181L179 63L176 62ZM19 65V66H18ZM58 65V64H57ZM116 65V64H115ZM113 65V66H115ZM129 65V66H130ZM177 65V66H178ZM258 65V66H257ZM260 65V66H259ZM1 66V65H0ZM3 66V65H2ZM32 66H36L35 65V62L33 63ZM125 66V65H124ZM207 66V64L205 65ZM232 66H235L236 68L240 69V68H243L242 66H240L239 64H235V65H232ZM57 66H53V67H50L51 69H60V68H56ZM36 68V67H35ZM40 68V67H39ZM42 68V67H41ZM48 68V66H47ZM105 68V67H104ZM107 68V67H106ZM130 68V67H129ZM182 68V67H181ZM234 68V67H233ZM82 69V68H81ZM34 70V69H33ZM84 70V69H83ZM1 71V70H0ZM13 70L9 71V72H12ZM29 71V70H28ZM36 71V70H35ZM51 71V70H50ZM64 70H62L61 72L59 71H56V73H51V72H48V73H45V74H41L39 76V79H36V83L34 84V86L38 87L39 83L41 84H46L48 83V81L50 82V84H53V78H61L62 81H65L67 80L68 81V78L65 77V74L68 73V72H65ZM79 71V70H78ZM26 72V71H25ZM40 72V71H39ZM80 72V71H79ZM78 72V73H79ZM135 72V71H134ZM171 72V71H170ZM178 72V73H177ZM238 72V71H237ZM235 72V74L237 73ZM30 73V72H28ZM32 73V72H31ZM34 73V71H33ZM70 73V72H69ZM87 73V72H86ZM92 73L93 74V71H90L89 74ZM111 73V72H110ZM137 72L133 73L135 75ZM181 73V74H179ZM2 73H0L1 75ZM5 74V73H4ZM71 74V73H70ZM108 74V72L104 73V75L106 76ZM234 74V75H235ZM30 75V74H29ZM33 75V74H32ZM140 75V73L138 74ZM103 76V73H101L100 75H95L93 74L92 77L95 78L96 81H101V78ZM33 77V76H32ZM35 77V76H34ZM86 77V76H85ZM116 77V78H115ZM148 77V76H147ZM154 77V76H153ZM37 78V77H36ZM110 79L112 80H116L118 83L120 82H125L123 80H120L118 79L119 78V74H113V75H109ZM150 78V77H149ZM72 79V78H70ZM81 79V78H80ZM87 79V78H86ZM108 79V80H110ZM141 79H144L143 77ZM2 80V79H1ZM147 80V79H146ZM151 79H149L150 81ZM163 80V79H162ZM33 81L34 83V80H31ZM133 81V79L131 80ZM140 81V79H139ZM167 81V80H165ZM231 81V79H230ZM2 82V81H0ZM38 82V84H37ZM85 84V80L82 81ZM105 82V81H104ZM104 82H102L100 85V91L98 93H94L93 96H90L89 93L87 96V93L85 94V97H83L82 93H75L74 91L76 90H73L71 89L72 93H73V96L75 97L73 100H72V103L70 102L71 105L74 106V108L76 109H79V107H84L86 106V110L88 109H92V108H97L101 105V103L103 102V98L105 97H109L111 96V92L110 90L106 89L103 85L105 84ZM107 82V81H106ZM158 82L162 83L163 84V81L159 80ZM96 83V82H95ZM111 82H109L110 84ZM40 84V85H41ZM56 84V83H55ZM54 84V85H55ZM91 84L89 82V80L87 81V85ZM49 85V84H48ZM74 85H77V83H74L72 84V87ZM230 86H232V83L229 84ZM49 86H53V85H49ZM56 86H58L56 84ZM92 86V84H91ZM111 86V85H110ZM23 86H14V85H8V84H4L3 82L0 83V130L2 131H8L10 132V134L12 135L11 138H9L10 135L8 136H0V145L2 146H5L9 152L12 154L13 158L19 156L23 151V153H27L29 155V152L31 151H35V149H39L40 152L42 153V155H45L46 156V153L48 151H50L51 149L55 148L57 146V144H60V143H63V141H65V139H73V138H77V134L75 133H70V134H67V137L66 138H63L61 137L60 139L58 137H55L53 138V136L51 134H53L52 132L49 133V132H45L44 131V135L43 137L39 135V137L37 136V138H34L33 136L37 135L36 133L40 132L38 129H33V131L31 133H28L29 131L27 132H24V131H21L23 129L25 130H29L31 129L32 127H34V125L32 123H30V121H26V122H22L20 120H22L23 118H29L30 117V120H31V116L32 117H36V111H37V108L36 110L34 111V108H30V106L28 105H25V106H22L18 100H17V97L16 96H20L19 94L22 93L23 95V92L20 93V90H22ZM30 87V86H29ZM93 87V86H92ZM22 88V89H20ZM42 88V87H41ZM88 88V87H87ZM264 88V87H263ZM13 89V93L11 95V97L9 98V105H10V110H6L4 112H1V107H2V102L8 97V94L10 92V90ZM26 89V88H25ZM28 90L30 89L31 91V88H27ZM34 89V88H33ZM45 89V88H44ZM56 89H59V90H62L61 88L59 87H54L53 89H48L49 92L51 91H54ZM224 90H228V86L225 85ZM246 90H252V88L250 86H248L246 88ZM245 90V91H246ZM260 91L259 93L257 91ZM27 90H25L24 92H26ZM28 91V92H30ZM35 91V90H34ZM33 91V92H34ZM41 91V90H40ZM31 91V93H33ZM43 92H48V91H44ZM89 92V91H88ZM216 92L218 93H222L223 90H217ZM246 92H249V91H246ZM255 95L259 96L258 98L261 100V101H252V102H248L249 104L246 103V105L244 104V106H249V107H252V108H247V109H239L238 113L236 114V117H238V120H239V117H242V116H247L249 113H252L253 110H256L258 108H264V90L262 89H256L255 90ZM181 95H183L184 97H191L190 99H186V101H183V102H187L190 104L189 100H194L193 102V105L194 106H190V105H187L186 108H189V112L190 113H193L194 115L195 114H198L196 115L199 119L203 118L204 119V122H211V123H214L212 124L213 127L209 130L210 132H212L213 130L217 129L218 127H222L224 129H229V127L227 126L226 124V121H223V119H219V120H216V116L217 114L216 113V110L214 107H211V103L213 102L210 98H209V94L208 95H196V98H195V95H188V94H185L184 95V92H179ZM25 94V93H24ZM92 94V92H91ZM254 94V93H253ZM26 95V94H25ZM29 95V93L27 94V96ZM33 95V94H32ZM101 96V99H98L96 98L97 96ZM165 95L168 97V99H170V103L168 102L167 104H165L161 109L160 111L157 113L156 111H152V110H149L148 113H142V111H134V108H130V107H115V106H102L101 108H99V111H98V115L102 118H104L110 125L111 123L114 125V129L115 130H119L123 135H125V133H127V131L125 130L126 127H128V121H130V123L132 124V128L133 130L138 128V127H142L143 125V122L144 123H154V121L160 117H164L165 120L163 119V122L167 120L169 121H175L177 123V125H181L182 124H187V121L190 120V119H193V118H188L190 116L182 113V112H179V111H175L174 110V106H176L178 104V102L176 101L177 100V96L174 95L173 93H165ZM220 95V94H219ZM218 97H221V95ZM252 95V94H251ZM30 96V95H29ZM28 96V97H29ZM217 96V94H216ZM250 96V95H249ZM198 97V99H197ZM232 96L231 95H228L226 96V98L230 99ZM253 97V95L251 96ZM184 98H182L183 100ZM238 97L235 98V100L233 102H238ZM254 99H257L254 97ZM77 101V102H75ZM42 102V101H40ZM203 102H205V104H208L209 106V109L207 110H212L211 112L210 111H205V109H203L201 107V109H199L200 106H202V104H204ZM230 102V100H229ZM177 103V104H176ZM37 104V103H36ZM192 104V103H191ZM230 104V103H229ZM254 104H256L257 106H255ZM235 106L239 107V103H234ZM241 105V103H240ZM27 106L29 107V109L27 108ZM37 106V105H35ZM41 106V104H40ZM44 106V105H43ZM207 106V105H206ZM34 107V106H33ZM38 107V106H37ZM110 107H114V111L112 113H107L106 112V109L110 108ZM199 111H198V109ZM236 108V107H235ZM39 109V108H38ZM42 109V108H41ZM46 109V108H45ZM76 109V112L79 113L80 111H77ZM44 110V109H43ZM42 110V111H43ZM81 110V109H79ZM83 110V109H82ZM134 112V114L130 113L132 115V117H128V114L130 111ZM201 110L204 111V113H201ZM243 111V112H242ZM149 112L150 113H157V114H153L151 116H149ZM237 112V110H236ZM34 113L36 115H34ZM42 113V112H41ZM208 113V114H207ZM206 114V115H205ZM212 114V116H210ZM264 114V113H263ZM44 115V113H43ZM111 115H116L118 116L119 119L116 123H113L112 121H110L108 119L109 116ZM219 115V114H218ZM251 115V114H250ZM38 116H41L40 114ZM210 116V118L208 117ZM249 117V116H247ZM258 117H263V116H258ZM39 118V117H38ZM246 118V117H245ZM259 119V118H258ZM14 120H19V123L17 125H14V123L12 121ZM159 121H162L160 119H158ZM158 120H156L157 122H159ZM194 120V119H193ZM198 120V119H197ZM242 120V118H241ZM246 120V119H245ZM252 120V119H251ZM250 120V121H251ZM254 120H257V118ZM234 121V120H233ZM235 121H237L235 119ZM243 121L240 123H238L237 125H239L240 127L243 128V131L245 133H249V132H255V130L258 128L256 125H249V123H244L243 124ZM142 122V123H141ZM193 122V121H192ZM203 122V123H204ZM255 122V121H254ZM161 123V122H160ZM170 124V123H169ZM236 124V123H235ZM22 125L23 127L21 128ZM112 125V126H113ZM162 125V124H161ZM168 125V124H167ZM191 125V124H190ZM211 125V124H210ZM211 125V126H212ZM260 125V124H259ZM117 126V127H115ZM160 126V125H159ZM193 126V125H192ZM190 126V128L192 127ZM262 126V125H261ZM155 127V126H154ZM152 127V128H154ZM182 127V126H180ZM185 127V125H184ZM151 128V127H150ZM151 128V129H152ZM174 128V127H173ZM5 129H8V130H5ZM10 129V130H9ZM86 129L89 131L90 135L93 134V136H100V135H103L105 132H106V128L104 127L103 124L99 123V124H92V125H88L86 126ZM108 129V128H107ZM114 129H111V130H114ZM159 129V128H157ZM178 129V128H177ZM259 129V128H258ZM110 130V129H108ZM133 130L131 132H133ZM144 130V129H143ZM153 130V129H152ZM151 130V131H152ZM163 130V129H162ZM165 130V129H164ZM183 130V129H182ZM201 130V129H200ZM146 131V130H145ZM206 131V130H205ZM18 132H23V133H26L25 134V137H22V134L20 136H18L16 133ZM169 132V131H168ZM209 131L207 133H210ZM116 133V132H115ZM120 133V134H121ZM157 133V131H156ZM155 133V134H156ZM165 133V131H164ZM258 133V132H257ZM55 135H57L56 133H54ZM0 135H5V134H0ZM7 135V134H6ZM48 135H51V137H48ZM115 135V134H114ZM150 136H152V134H149ZM157 136V135H156ZM204 136H207L206 132L202 133L200 138L204 137ZM73 137V138H72ZM154 137V135H153ZM263 137V136H261ZM260 136L254 134L252 136L250 140H255L257 141L259 144L263 141V139L261 138ZM264 138V137H263ZM22 139V140H20ZM196 139H199V138H191V141L193 140H196ZM236 139L237 141L240 139L239 138H234ZM75 141V140H74ZM159 141V140H158ZM115 142V141H114ZM162 143H164V145H166L165 143H168L169 145H172V144H176L177 146L180 145V147H177L176 149H179L181 150L182 147H183V144L182 143H178L176 141H173V140H162L161 141ZM190 142V141H188ZM186 141V143H188ZM55 143V144H53ZM140 143V142H139ZM65 144V142L63 143ZM264 144V143H263ZM66 145V144H65ZM149 145V144H148ZM147 145V146H148ZM262 145V144H261ZM1 147V146H0ZM99 147H103V146H99ZM154 147V146H153ZM202 147V146H201ZM149 148V147H148ZM187 149H190L189 147H186ZM227 148V147H226ZM3 149V147H2ZM89 149V146L88 144L86 145V143H83L81 142L79 144V150H87ZM97 150V147L95 148ZM106 149V148H105ZM155 149V148H154ZM161 149V148H160ZM163 149V148H162ZM161 149V150H162ZM100 150V149H99ZM185 150V149H183ZM101 151V150H100ZM159 151V150H158ZM2 152H4L2 150ZM21 152V153H20ZM97 152V151H96ZM153 152V150H152ZM7 153V152H5ZM9 153V154H10ZM24 153V154H25ZM136 153V152H135ZM160 152H155V155L159 154ZM8 154V155H9ZM148 154V153H147ZM163 155L160 157L158 156H155V157H149L145 160H142L140 161L141 163H139V167L140 168H143L145 172H151L153 173L154 175H159L158 179L157 180H153L148 174L144 173L146 176H148L146 179H143L141 183H138L137 182H134L133 184L131 182H128L127 184L123 183V186H120L122 188H126L125 190L127 189H131V190H135L137 191V187L139 186L140 189H142L143 187L141 186L143 183L144 184H152V183H155V185H157L156 183L160 182L163 184V186L160 188H155V189H152V188H149L146 187L145 189L141 190L142 193L146 194L147 197L150 196V197H154V198H159V197H163V200L164 202L166 203V200L169 201V196L167 199L166 196L167 194L170 195L171 194V191L169 190V188L171 189V185H166L165 184V179L164 178H168L170 175H172L173 173H175L176 171V168L178 170V168L180 169H185V168H190V173L189 175H186L185 178H184V181L183 182H180V183H176L173 186L172 192L176 193L177 195H180L181 197H184L186 198L187 196H194L196 193L197 195L201 192H203L201 189H198L197 187H195L193 190H191V187L193 185H191L193 183V181L191 180H198L197 179V176L198 175H203L201 173V170H202V166H203V163L194 159L192 161H189L188 159H185L184 157H179L181 159H178V158H172V159H168L169 156H167V153H162ZM3 155V154H2ZM7 155V154H6ZM32 155V154H31ZM41 155V154H40ZM98 155V153H97ZM96 155V158L99 157ZM104 155V154H103ZM144 155V154H143ZM10 156V155H9ZM7 156V157H9ZM34 157V155H32ZM37 156V155H36ZM107 156V155H106ZM105 156V157H106ZM122 156H124L122 154ZM136 156V155H135ZM0 157H1V154H0ZM6 159L8 160L9 158ZM28 157V156H27ZM41 157V156H40ZM38 157V158H40ZM158 157V158H157ZM176 157V156H175ZM4 158V157H2ZM45 158V157H44ZM95 158V157H94ZM93 158V159H94ZM128 158V157H126ZM137 158V157H136ZM146 158V157H145ZM1 159V158H0ZM4 159V160H6ZM21 159V158H19ZM25 159V158H24ZM92 158H89V160H93ZM156 159V160H155ZM4 160L2 161V159L0 161H2L4 163ZM12 160V159H11ZM46 160V158H45ZM88 160V159H87ZM175 160V161H174ZM9 161V160H8ZM26 161V160H25ZM181 161H184V162H181ZM188 161V163H187ZM0 162V163H2ZM219 162V161H218ZM9 163V162H7ZM16 163V162H15ZM37 163L36 161L34 162H27V163H22L20 164L19 166H17L15 164V169L11 168V171H8L7 168L3 169L0 171V240H3L5 241V243L7 245H10L12 246L11 249H18L20 251L23 250H27V248H34L36 251L38 252H41L45 255H55L56 253H59L62 249L60 247H57L56 249H53L51 248L52 245H50V243L48 244H45V240L47 239V236L44 232H42L41 234H38V235H29V232L31 231V229H26L25 231L21 230L22 232L20 234H17L15 232H11L10 230H12V228L8 227L9 229H4L7 227L6 225V222H9L10 221V216H12L13 214H17V213H20L19 210H18V207L19 206H22V205H26L28 206L29 204L26 203L28 201H25L26 199H29V200H35L36 202L37 199H36V196L37 195H42V196H45L46 198V201L44 203V205H41L40 204V210L39 211H48V212H54V211H60V210H64L65 211V214H66V217H64L67 222H68V225L69 227H65L63 230V235L68 239V240H71V241H74V242H81L83 241L82 240V237L84 235L88 236L89 234V230L88 229H84L82 227L79 226V221H82V222H86L88 225H91L92 223H97V224H102V225H106L108 226L110 229H109V232L107 234H102L101 236L102 237H106L107 240L109 241L110 245L108 246H105L103 245L102 243H94L93 241H95L94 238L88 236L86 239V241H88L89 243H92L89 247L93 249V251H95L88 259H85V258H79L78 259V253H72V255L70 256L69 259H67L68 262H72V263H64L62 262L61 260L59 259H56V258H51V259H47V260H39V259H36L34 257H32L31 255H29L27 252L26 253H21L18 255L19 259L21 260V264L25 263V264H115V258H114V246L113 245H118V246H121V250H126L125 247L132 251L134 257V259H132L129 264H199L200 262H203L204 264H207L208 261L212 258L213 260L215 259L216 261L218 260V258L220 257H217L216 258V255L215 253L218 251V253H220V249H222L223 247H227L225 245V240L222 238V236H220V234H218V229L220 230V227L219 226H214L215 223H213V221H208L206 222V224H208V227H206L205 229H203V227L201 226L202 224L200 222L198 223H193V222H197L199 221L200 219L198 218H191V219H186L184 220L185 222L182 224L179 222V219H178V224L177 223H173L172 221H168L170 224H174V225H156L157 228H152L150 227V223L154 220V216H158V217H161L163 216L164 217V220H166L165 216L164 215H167V213H163V214H159L156 209L154 208H151L149 205L148 207L146 206L147 203H150V202H146L144 201H140L137 202L136 200H133L132 201H124L123 200H118V204L115 206V201L117 200V198H114L113 196L111 195H106L110 200L108 201H112L114 202V207H116L118 209V211H116V209L114 208H111V207H107L108 205H94V204H91L89 203L87 200H72V199H66V203H65V208L64 209H59L57 208V205H58V201H59V197L53 193H60V194H67V190L63 189V188H56L53 186V182H52V188H53V192L52 193H49V191H45L44 189V185L39 182V181H35L32 185V189L34 191V193H32V196L31 197H27L26 194H25V190H24V176L25 174H23V172L25 171L26 174H33V169H32V166ZM168 163H172L171 166L174 167V170L171 171V172H167L168 168H165V167H169L170 168V165H168ZM10 164V163H9ZM48 165L52 164V162H47ZM140 164L143 166L141 167ZM191 164V166H189ZM4 165V164H3ZM2 165V167H3ZM7 165V164H6ZM4 165V166H6ZM161 166L163 167V169H160ZM1 168V167H0ZM4 168V167H3ZM242 168V166H239V164H237L235 167H234V170H233V173L229 175V177H227V179L225 180H232L230 182H234L235 181V178L233 176L235 175H238L237 172L240 171V169ZM10 169V168H9ZM86 169L88 170H94V171H97V172H103V173H107L106 170L103 169V171H100L101 169L100 168H95L94 167H86ZM108 169V168H107ZM111 171H109V174L112 175L114 174L113 172L115 171V169H109ZM117 171V170H116ZM118 171H121L120 169ZM179 171V170H178ZM137 172V171H136ZM8 173V174H7ZM22 173V174H21ZM56 173H61V169L59 167H57L56 169ZM118 174V172H116ZM125 173V172H124ZM123 173V174H124ZM142 173V172H141ZM168 175H164V174H167ZM178 173V172H176ZM14 174H17V177H7L5 178L6 176L8 175H14ZM21 174L19 177L18 175ZM126 174V173H125ZM132 175L131 176H134V173H131ZM143 174V175H144ZM220 174V173H219ZM217 174V175H219ZM107 175V174H106ZM120 175V174H118ZM144 175V176H145ZM95 176H97V173L95 172ZM114 176V175H113ZM214 174L212 173L208 178L210 179L206 184L205 186H208L209 188H213L214 187V184L211 181V177H213ZM137 177V176H136ZM140 177V176H139ZM142 177V176H141ZM226 176H222L221 178H224ZM236 177H239V176H236ZM231 178V179H230ZM99 179H103V176L101 175L99 177ZM136 179V178H135ZM214 180V179H213ZM57 181L58 182H63L61 178H57ZM148 181V182H147ZM147 182V183H146ZM195 182V181H194ZM235 183V182H234ZM233 183V184H234ZM195 184V183H193ZM145 185V186H146ZM154 185V184H153ZM165 185V186H164ZM202 184H200L201 186ZM144 186V185H143ZM144 186V187H145ZM152 186V185H150ZM189 189V190H188ZM253 190L255 188H252ZM52 190V189H51ZM123 190V189H122ZM130 190V191H131ZM62 191L64 193H62ZM150 191V192H149ZM6 193V194H9L11 196V193L12 195L13 194H17V195H20V196H23V197H26L23 201L19 202L18 200L14 199L16 198V196L14 198L12 197H8V196H4L3 194L1 193ZM135 192V191H133ZM170 192V193H169ZM129 193V192H128ZM91 194V193H90ZM136 195V193H134ZM143 194V195H144ZM204 194V193H203ZM92 195V194H91ZM131 195V194H130ZM137 195H139L137 193ZM142 195V194H140ZM145 198V196H143ZM70 196H73V195H70ZM94 195H92L93 197ZM105 196V197H106ZM210 196V195H209ZM213 196V194H212ZM215 196V195H214ZM101 197V196H99ZM149 197V198H150ZM199 197H201L199 195ZM18 198V197H17ZM141 198V197H140ZM148 198V199H149ZM216 198V197H215ZM214 198V199H215ZM98 199V198H96ZM94 200V201H98V200ZM105 200V198H103ZM147 199V198H146ZM152 199V198H151ZM150 199V200H151ZM180 201L183 200L181 198H179ZM207 199V198H206ZM205 199V200H206ZM210 199V197H209ZM101 200V199H100ZM98 201L97 203L100 204V202H102L103 200L101 201ZM115 200V201H113ZM155 200V199H154ZM160 200V199H159ZM194 200V199H193ZM211 200V199H210ZM108 201H106L108 203ZM201 201V200H200ZM35 202V203H36ZM156 202V201H155ZM193 202V201H192ZM205 202V201H204ZM217 202V205L220 209H224L230 213H232L233 215L236 214V218L237 217H241L243 216V220H247V218H245L244 214H242L241 212H239V210L237 209H232V208H227L223 205H221L219 203V198L217 197L216 198V201ZM106 203V204H107ZM159 203V201H158ZM163 203L160 201V204ZM209 203V202H208ZM212 203V201H211ZM103 204V203H102ZM111 204V202H110ZM109 204V205H110ZM113 204V203H112ZM126 204H129L126 208H125V205ZM154 204V203H153ZM164 204V203H163ZM182 204V203H181ZM180 204V205H181ZM194 204V203H193ZM197 204V203H196ZM195 204V205H196ZM199 204V203H198ZM206 204V203H204ZM215 204V203H214ZM213 204V205H214ZM151 205V204H150ZM168 205V202L167 204ZM215 204V206H217ZM35 206V205H34ZM182 206V205H181ZM184 206V205H183ZM30 207V206H29ZM28 207V208H29ZM39 207V206H38ZM161 207V206H160ZM197 207V206H196ZM239 209L242 208V205L240 204L239 206H237ZM27 208V209H28ZM125 208V209H124ZM140 208V209H139ZM159 208V207H157ZM180 208V207H179ZM20 209V208H19ZM23 209V208H22ZM175 209V208H174ZM173 209V210H174ZM24 210V209H23ZM30 210V209H29ZM183 210V209H182ZM181 210V211H182ZM24 212V211H23ZM140 212H143V213H140ZM22 214V213H21ZM25 214V213H24ZM158 214V215H157ZM183 214V213H182ZM181 215V214H180ZM185 215V214H184ZM183 215V216H184ZM249 215V214H248ZM247 215V216H248ZM23 216V215H22ZM27 216V215H26ZM57 217V216H56ZM54 215L52 217V219L54 221H64L63 219H60L58 220ZM132 218V220L128 221L127 218ZM235 217V216H234ZM10 218V219H9ZM14 218V217H13ZM187 218V217H186ZM240 218V219H241ZM251 218V217H250ZM74 219H76L78 222H74ZM206 219V218H205ZM238 219V218H237ZM15 220V219H13ZM27 221V219H25ZM243 220H241V223L243 224ZM251 221V220H250ZM24 221H22V224H23ZM34 222V221H33ZM210 222V223H209ZM257 222H261V220H253V224H257ZM14 223V221H13ZM12 223V224H13ZM26 223V222H25ZM136 224L135 226L133 227H130L129 225L130 224ZM217 223V222H216ZM237 223H240V222H237ZM8 224V223H7ZM245 224V223H244ZM247 224V223H246ZM177 225L178 227H175L173 228V226ZM230 225V224H228ZM259 226H261L262 224L261 223H258ZM9 226V225H8ZM12 226V225H11ZM17 226V225H16ZM164 226V227H162ZM172 226V227H171ZM231 227H228V233L230 235H225V239L226 241L228 242L229 245H235L237 249L235 250H240L239 248L241 247H247L246 249H242V250H251V251H254V253H258L257 255L260 256V251L256 248L259 244V242L263 241V236L262 234L260 233H257V234H247L245 232H243V230H240L237 229V227L235 225H230ZM244 226V225H243ZM241 226V228L243 227ZM250 227V226H249ZM248 227V228H249ZM254 227V226H253ZM251 226V228H253ZM257 227V226H256ZM19 228V227H18ZM172 228V229H171ZM21 229V228H20ZM171 229V230H170ZM16 230V229H14ZM226 230V229H224ZM257 230V229H255ZM11 232L12 233H15L13 237L11 238H8L7 237V232ZM186 231V232H185ZM260 231V230H259ZM227 233V234H228ZM260 234V235H259ZM10 237V236H9ZM251 238V239H250ZM249 240L250 242H247L245 240ZM244 242L242 243L241 242ZM127 244H124L126 243ZM263 243V242H262ZM36 244L37 247H34L33 245ZM76 245L77 243H75L73 245L72 248H76ZM261 245V244H260ZM125 246V247H124ZM25 252V251H24ZM144 253V254H143ZM197 253V254H196ZM223 253V251H221V254ZM221 254H219L221 256ZM146 255V256H145ZM187 255V256H186ZM198 256V258L196 259L195 256ZM254 254L250 255L249 253H247V256L243 259L244 262H241L238 261V262H233V264H253V261L251 262L250 260L252 259ZM255 257H257L256 255H254ZM145 257L149 258L151 257L153 261H148L145 259ZM201 257V258H200ZM211 257L209 260L208 258ZM223 258V257H222ZM261 258V257H260ZM150 259V258H149ZM189 261V262H186V261ZM208 260V261H207ZM229 261H227L226 263L224 264H231L232 262L230 261V259H228ZM56 261V262H55ZM255 262V261H254ZM7 261L6 259H4L3 257L0 256V264H6ZM256 263V262H255ZM201 264V263H200ZM258 264H264V260L262 262L259 261Z\"/></svg>",
	"mask_w": 264,
	"mask_h": 264
}]
</instances>
